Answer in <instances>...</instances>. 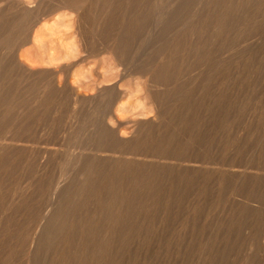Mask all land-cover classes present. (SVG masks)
<instances>
[{
    "label": "rangeland",
    "instance_id": "374dc122",
    "mask_svg": "<svg viewBox=\"0 0 264 264\" xmlns=\"http://www.w3.org/2000/svg\"><path fill=\"white\" fill-rule=\"evenodd\" d=\"M23 2L0 0V264H264V0Z\"/></svg>",
    "mask_w": 264,
    "mask_h": 264
},
{
    "label": "bare ground",
    "instance_id": "6f19581e",
    "mask_svg": "<svg viewBox=\"0 0 264 264\" xmlns=\"http://www.w3.org/2000/svg\"><path fill=\"white\" fill-rule=\"evenodd\" d=\"M5 1H6V2H12L13 4H15V5L17 6V8L25 7L26 4H27V3L25 4V3L23 2V0H22V1H20V0H19V1H18V0H5ZM61 1H62V0H61ZM66 1H67V0H66ZM83 1H84V0H83ZM48 2H49V1H48ZM70 4H71V3H70ZM73 7H74V6H73ZM68 8H69V7H68ZM1 9H2V8H1ZM13 10H14V9H13ZM23 10H24V8H23ZM25 10H26V9H25ZM59 10H60V9H59ZM48 11H49V10H48ZM24 12H26V11H24ZM49 12H50V11H49ZM74 14L76 15V13H74ZM146 14H147V13H146ZM57 18H58V17H57ZM63 18H64V17H63ZM80 18H81V16H80ZM1 19H2V18H1ZM71 19H72V18H71ZM74 19L76 20V18H74ZM54 20H55V19H54ZM58 20H59V19H58ZM58 20H56V21H58ZM72 20H73V19H72ZM59 21H61V23H62V19H60ZM139 21H140V20H139ZM30 22H31V21H30ZM63 22H64V19H63ZM70 22H71V21H70ZM54 23H55V22H54ZM57 23H58V22H57ZM76 23H77V22H76ZM43 24H44V23H43ZM52 24H53V23H52ZM66 24H69V22L66 23ZM57 25H58V24H57ZM94 25H95V24H94ZM52 26H53V25H52ZM54 26H55V25H54ZM54 26H53V27H54ZM59 26H60V25H59ZM59 26H58V27H59ZM71 26H72V25H71ZM21 27H22V26H21ZM26 27H27V26H26ZM43 28H44V27H43ZM46 28H47V27H46ZM56 28H57V27H56ZM40 29H41V28H40ZM40 29H39V30H40ZM51 29H52V28H51ZM68 29H69V28H68ZM42 30H43V29H42ZM48 30H49V29H48ZM52 30H53V29H52ZM58 30H59V29H58ZM60 30H61V29H60ZM64 30H65V29H64ZM70 30H71V29H70ZM49 31H50V30H49ZM55 31H56V30H55ZM66 31H67V30H66ZM94 31H95V30H94ZM3 32H4V31H3ZM44 32H45V31H44ZM40 33L42 34V32H40ZM55 33H57V32H55ZM68 33H69V32H68ZM38 34H39V33H38ZM52 34H53V33H52ZM60 34H61V33H60ZM60 34H59V35H60ZM74 35H75V34H74ZM37 36H38V35H36V37H37ZM51 36H52V35H51ZM13 37H14V36H13ZM36 37H35V38H36ZM46 37H47V36H46ZM33 38H34V37H33ZM33 38H32V39H33ZM37 38H38V37H37ZM37 38H36V41H35V42H39V41H37V40H38ZM39 38H40V35H39ZM43 38H44V37H43ZM48 38H50V37H48ZM77 38H79V37H77ZM41 39H42V38H41ZM64 39H65V38H64ZM81 39H82V37H81ZM48 40H49V39H48ZM75 40H77V39L75 38ZM75 40H74V41H75ZM18 41H19V40H18ZM32 41H33V40H32ZM42 41H43V40H42ZM42 41H41V42H42ZM49 41H50V40H49ZM61 41H63V40H61ZM78 41H79V40H78ZM81 41H83V40H81ZM67 42H68V41H67ZM69 42H70V41H69ZM45 43H46V42H45ZM45 43H43V44H45ZM53 43H54V42H53ZM59 43H61V42H59ZM63 43H64V42H63ZM81 43H82V42H81ZM41 44H42V43H41ZM43 44H42V48H43ZM51 44H52V43H51ZM55 44H56V43H55ZM69 44H70V43H69ZM74 44H75V42H74ZM35 45H37V44L35 43ZM38 45H39V44H38ZM49 45H50V44H49ZM49 45H48V43H47V46H49ZM65 46H67V45H65ZM70 46H72V45H70ZM74 46H75V45H74ZM29 47H30V46H29ZM40 47H41V46H40ZM49 47H51V46H49ZM49 47H48V48H47V47H46V48L44 47V48H45L44 50H47V51H45V53H46V52L48 53V54L46 53V54H47L46 57L48 58V61L53 62L54 60H55V61L58 60V58H59V56H60V51H61V50H60L59 52H57V53H59V56H58L57 54H54L53 49H52V48H49ZM57 47H58V46H57ZM68 47H69V46H68ZM80 47H81V46H80ZM30 48H31V47H30ZM30 48H28V50H29ZM32 48H34V46H33ZM37 48H38V47H36V50H38ZM42 48H41V50L43 51ZM72 48H73V47H72ZM81 48H82V47H81ZM34 49H35V48H34ZM34 49H32V50H34ZM68 49H69V48H68ZM77 49H78V48H77ZM24 50H25V49H24ZM30 50H31V49H30ZM30 50H29V53H31ZM41 50L39 49V51H41ZM56 50H57V49H56ZM56 50H55V51H56ZM74 50H76V49H69V50H67V51H65V49H64V50H63L64 53L61 52L62 55H63V56H60V57H61V60H62V58H64V57H65L66 60H68V58L72 57L74 54H78V53H75ZM175 50H176V49H175ZM21 51H22V50H21ZM39 51H37V52L39 53ZM76 51H77V50H76ZM2 52H3V51H2ZM25 52H26V51H25ZM33 52H34V51H32V53H33ZM43 52H44V51H43ZM98 52H99V51H98ZM176 52H177V50H176ZM20 53H21V52H20ZM32 53H31V54H32ZM40 54H41V52H40ZM80 54H81V53L78 54V55H79L78 57H80ZM20 55H21V54H20ZM26 55H27V54H26ZM34 55L36 56L37 53L34 54ZM34 55H33V56H34ZM44 55H45V54H44ZM55 55H57L58 58H57ZM116 55H117V54H116ZM126 55H127V54H126ZM22 56H23V55H21V57H22ZM83 56H84V55H83ZM29 57H30V56H29ZM40 57H42V56H39V58H40ZM46 57H44V58L47 59ZM108 57H109V56H108ZM108 57H107V58H108ZM39 58H38V59H39ZM123 58H124V57H123ZM36 59H37V58H36ZM42 59H43V58H42ZM70 59L72 60L73 58H70ZM70 59H69V60H70ZM33 60H34V59H33ZM25 61H26V60H25ZM40 61H41V60H40ZM43 61H44V60H43ZM48 61H47V62H48ZM107 61H108V60H107ZM6 62H7V61H6ZM9 62H10V61H9ZM50 62H49V63H50ZM113 62H114V60H113ZM163 62H164V61H163ZM35 63H36V62H35ZM110 63H111V62H110ZM46 64H47V63H46ZM58 64H59V63H58ZM149 64H150V63H149ZM50 65H51V64H50ZM109 65H110V64H108V66H109ZM112 65H113V64H112ZM42 66H43V65H42ZM64 66H65V65H64ZM145 66H146V65H145ZM148 66H149V65H148ZM29 67H30V66H29ZM37 67H38V66H37ZM40 67H41V66H40ZM110 67H112V66H110ZM42 68H43V67H42ZM67 68H68V67H67ZM34 69H35V67H34ZM109 69H110V68H109ZM113 69H114V68H113ZM63 71H64V70H63ZM109 72H110V71H109ZM84 73H85V72H84ZM136 73H138V72H136ZM85 74H86V73H85ZM104 75H105V74H104ZM109 75H110V74H109ZM86 76H87V75H86ZM68 77H69V76H68ZM68 77H67V78H68ZM80 77H81V76H80ZM106 77H107V76H106ZM62 80H63V79H62ZM82 81H83V80H82ZM44 83H45V82H44ZM76 83H77V82H76ZM90 83H91V82H90ZM51 84H52V83H51ZM79 84H80V83H79ZM76 85H77V84H76ZM85 85H86V84H85ZM49 86H50V85H49ZM72 86H73V85H72ZM38 87H39V86H38ZM94 87H95V86H94ZM5 88H6V87H5ZM31 88H32V87H31ZM87 88H88V87H87ZM87 88H86V89H87ZM32 90H33V89H32ZM45 90H46V89H45ZM56 90H57V89H56ZM94 90H95V89H94ZM8 91H9V90H8ZM36 91H37V90H36ZM81 91H82V90H81ZM25 92H26V91H25ZM34 92H35V91H34ZM56 92H57V91H56ZM150 92H151V91H150ZM28 93H29V92H28ZM58 93H59V92H58ZM80 93H81V92H80ZM84 93H85V92H84ZM87 93H88V92H87ZM11 95H12V94H11ZM86 95H87V94H86ZM82 96H83V95H82ZM149 96H150V95H149ZM145 97H146V96H145ZM144 100H145V99H144ZM149 100H150V99H149ZM11 101H12V100H11ZM145 101H146V100H145ZM147 101H148V100H147ZM13 102H14V101H13ZM33 103H34V102H33ZM15 104H16V103H15ZM150 104H151V103H150ZM137 105H138V104H137ZM133 106H134V105H133ZM148 106H149V105H148ZM148 106H147V107H148ZM137 107H138V106H137ZM149 107H152V106H149ZM132 109H133V108H132ZM143 109H145V108H143ZM126 110H127V109H126ZM138 110H139V109H138ZM29 111H30V110H29ZM141 111H142V110H141ZM147 111H148V110H147ZM149 111H150V109H149ZM134 112H135V111H134ZM140 113H141V112H140ZM142 113H143V111H142ZM142 113H141V114H142ZM13 114H14V113H13ZM141 114H140V116H142ZM144 114H145V112H144ZM127 115H128V114H127ZM135 117H136V116H135ZM143 117H144V116H143ZM34 118H35V117H34ZM150 118H151V117H150ZM150 121H151V120H150ZM141 122H142V121H141ZM113 126H114V124H113ZM142 134H143V133H142ZM127 137H128V136H127ZM190 165H191V164H190ZM252 179H253V178H252ZM249 189H250V188H249ZM254 195H255V194H254ZM257 196H258V195H257ZM252 199H253V198H252ZM238 205H239V204H238ZM258 205H259V204H258ZM259 210H260V209H259ZM251 212H252V211H251ZM243 213H244V212H243ZM246 224H247V223H246ZM253 226H254V225H253ZM259 227H260V226H259ZM254 229H255V228H254ZM260 229H261V228H260ZM233 232H234V231H233ZM257 241H258V240H257ZM260 242H261V241H260ZM221 243H222V242H221ZM213 245H214V244H213ZM180 247H181V246H180ZM258 247H259V246H258ZM214 251H215V250H214ZM193 252H194V251H193ZM181 253H182V252H181ZM214 253H215V252H214ZM196 254H197V253H196ZM222 254H223V253H222ZM221 256H222V255H221ZM167 257H168V256H167ZM219 258H220V257H219ZM222 258H223V257H222ZM184 259H185V258H184ZM206 259H207V258H206ZM225 260H226V259H225ZM235 262H236V261H235ZM237 263H238V262H237ZM244 263H245V262H244Z\"/></svg>",
    "mask_w": 264,
    "mask_h": 264
}]
</instances>
